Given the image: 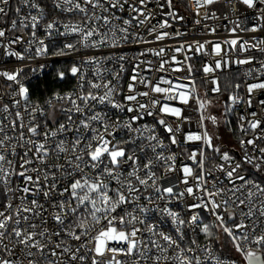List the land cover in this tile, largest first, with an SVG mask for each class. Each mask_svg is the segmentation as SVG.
Segmentation results:
<instances>
[{
	"label": "snow or ice",
	"instance_id": "snow-or-ice-1",
	"mask_svg": "<svg viewBox=\"0 0 264 264\" xmlns=\"http://www.w3.org/2000/svg\"><path fill=\"white\" fill-rule=\"evenodd\" d=\"M15 3L11 18L0 0V264H264V59L239 55L264 57V38L237 35L264 31V0H190L195 25L234 38L144 48L187 35L166 31L185 20L174 0ZM44 57H70L56 77L74 87L40 103L23 62ZM234 65L245 79L214 114Z\"/></svg>",
	"mask_w": 264,
	"mask_h": 264
},
{
	"label": "built area",
	"instance_id": "built-area-1",
	"mask_svg": "<svg viewBox=\"0 0 264 264\" xmlns=\"http://www.w3.org/2000/svg\"><path fill=\"white\" fill-rule=\"evenodd\" d=\"M44 3L46 4H50V0H44ZM161 3H163V0H161ZM174 5L176 6L178 12L180 15L185 17L184 21H170L171 23H173V28L171 29H166V31H174V30H179L181 32H186L187 35L184 36H180L175 40H165L163 42H161L160 44H152V45H140V48H144V47H160V46H164V45H172V46H176L178 45L179 42L182 41H192L194 39L196 40H201V41H205V40H212V41H224L227 39H232L234 38L229 29L233 26L232 24H230L228 21L226 20H219V21H215V20H208V21H204L203 23H207L209 25L212 26H217V32L214 35H210L208 34L206 29H203L202 26H197L194 23V20L196 19L195 13L192 9V6L190 4V0H174ZM16 7V3L15 0H11V8L12 10L9 11V17L11 18H15L14 16V9ZM150 7L153 8V10L157 11V14L155 16V18L152 20V24H158L160 22L163 21V19H165L166 17L163 15V12L167 11V8H164L162 11L161 10H157V7L155 5V3H153V5H150ZM213 7H218L220 8L222 11H226L224 4L222 3L221 5H215ZM242 7V6H240ZM237 17L234 15H229V20H235ZM7 20V18H5ZM241 19V23L243 26H251L252 24H254L255 18L252 15V11L251 10H245L243 15H241L240 17ZM3 26V25H0ZM38 34H40L41 36L43 35L42 30L40 32H38ZM237 35L242 36L244 39H249L252 36H256L258 38H264V31L262 32H257V33H238ZM64 38L63 37H53L51 42L46 41V43H49V47H50V51L55 50V48L53 47L55 46H60L61 43L63 42ZM224 47H227L226 45H223ZM210 47V46H209ZM125 51L128 52L129 55L134 54L135 52L138 51V49L135 46H126ZM169 55H171V52L168 53ZM241 56V58H243V56L245 55H254L257 56L258 58L264 59V57H261L260 53L258 52H252V53H244V54H239ZM148 59H152L154 61V63L157 61V58L155 57H147ZM178 58L182 59V55L178 56ZM212 58L208 57V56H198L196 58H194V67L197 69H200L203 65V63L205 62H211ZM71 58L70 57H62V58H52V57H44V58H39L33 61H24L23 63L26 65L25 67V72L27 73V79H26V83H28L30 85V93L32 96V99L34 101H39L40 103H43L45 99H47L48 97H50L53 93L55 92H59V93H64L67 91H70L73 87H74V80L72 77L68 76L66 78V80L61 81L56 77V72L58 69L62 70L64 68H67L71 65ZM15 63H20L17 62L15 60H11L9 66H11V64H15ZM39 65H45L43 71H37L36 74H33L30 69L35 67L38 68ZM258 66V65H257ZM248 66L244 65V66H233L230 72H237L238 73V77L239 80L242 81L245 79L244 75H243V70L246 69ZM230 72H226V73H230ZM223 73V74H226ZM220 73H217V75L220 76V80H221V89H222V75ZM154 77L158 76V75H168V76H173V75H181L180 73H176V74H172V73H153L152 74ZM197 77H198V82L200 79L203 78V74L201 72H197ZM46 78H50L51 79V87L54 90V92H52V94L45 96V93L41 92V90H38L36 83L39 80L42 79H46ZM249 82H252L249 79ZM207 87H211V85H207ZM205 91V87H201L200 88V92L203 93ZM241 95L244 94V90L243 87L240 90ZM223 95V89L221 90V93L217 96V97H211L210 98H215V99H220ZM241 111H243V109H240ZM186 114H192L193 116V123L191 128L189 129L190 131H196L197 130V126L195 123L196 120V116L194 113H191V111L189 110V113ZM146 122H148L149 124L152 123L151 118H146ZM194 147V146H193ZM225 254H229L227 252H225Z\"/></svg>",
	"mask_w": 264,
	"mask_h": 264
},
{
	"label": "trees",
	"instance_id": "trees-1",
	"mask_svg": "<svg viewBox=\"0 0 264 264\" xmlns=\"http://www.w3.org/2000/svg\"><path fill=\"white\" fill-rule=\"evenodd\" d=\"M234 76H236L237 79L234 80L233 79ZM230 81L233 83L240 82L237 72H230V73H226V74L222 75L223 95L219 100H222L223 103L227 99V95H228V92L225 91V89L231 90L230 84H229ZM36 86H37L38 90H41V92L45 93V96L52 94V92H54V90H55L51 87V79L50 78L39 80L36 83ZM233 129H235V124H233Z\"/></svg>",
	"mask_w": 264,
	"mask_h": 264
},
{
	"label": "rangeland",
	"instance_id": "rangeland-1",
	"mask_svg": "<svg viewBox=\"0 0 264 264\" xmlns=\"http://www.w3.org/2000/svg\"><path fill=\"white\" fill-rule=\"evenodd\" d=\"M213 99L216 100L217 102H216V106L211 111L214 114H216L220 111L223 101L215 98ZM220 133L222 137V140L220 142L221 147H233L235 145V138L231 137L230 134L227 133V131L223 127H221L220 129Z\"/></svg>",
	"mask_w": 264,
	"mask_h": 264
}]
</instances>
